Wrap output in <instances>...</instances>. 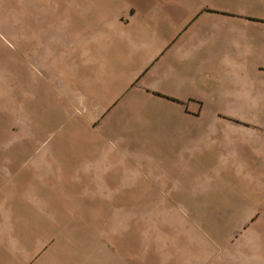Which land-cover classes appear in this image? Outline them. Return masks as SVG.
Instances as JSON below:
<instances>
[{"label": "crops", "instance_id": "crops-1", "mask_svg": "<svg viewBox=\"0 0 264 264\" xmlns=\"http://www.w3.org/2000/svg\"><path fill=\"white\" fill-rule=\"evenodd\" d=\"M36 6V30L22 13V134L52 151L58 174L164 182L152 211L166 216L150 222L147 254L139 233L125 254L99 220L107 193L78 221L58 177H39L36 190L11 177L14 209L0 213L16 216L4 221L0 264H264V0ZM34 44L45 57L30 114ZM111 210L125 213L123 203Z\"/></svg>", "mask_w": 264, "mask_h": 264}, {"label": "rangeland", "instance_id": "rangeland-1", "mask_svg": "<svg viewBox=\"0 0 264 264\" xmlns=\"http://www.w3.org/2000/svg\"><path fill=\"white\" fill-rule=\"evenodd\" d=\"M28 3L32 5L27 7ZM26 8H29V26L36 30L38 25L35 16L36 0H0V211L14 209L12 208L14 200L9 196L7 188L11 177H18L19 180L28 177L30 190H36L37 187L43 189V184L36 182L39 177H58L60 189L64 192L63 195H67L66 199L64 198L67 206L75 204L77 207L78 212L75 216L78 221L84 217V213L79 211L84 212L85 207L93 201H105L104 195L107 193L110 211L100 215L99 220L104 223L103 232L108 234L110 243L124 246L127 248L125 254H132L136 251L134 248L137 249L132 245L133 235L139 233L142 254H147L150 222L154 223L156 218L157 222H164L166 216L164 213L156 214L152 211L155 209L154 191L163 190L164 182H156L155 177H74L58 174L52 164V151L40 147L35 139L21 132L19 99L25 64L22 62L24 52L19 41L22 31L26 29V23L22 19V13ZM30 40L36 41L35 33L30 34ZM38 56L41 59L45 57L44 48L42 46L37 48L35 44L30 46L27 78L30 114L36 112ZM11 105L19 109L14 107L12 109ZM49 188L47 182V191ZM28 201L29 206H33L37 199L29 197ZM122 203L125 207L124 215L113 213L111 206ZM13 216L16 215L0 213V245L5 243V232L11 233V226H7V230L4 229V221L10 222ZM28 216L31 219L34 215ZM9 244L11 245L10 240ZM109 249L115 255L123 256L122 248L111 245ZM51 253L52 246H49L42 256L46 258Z\"/></svg>", "mask_w": 264, "mask_h": 264}]
</instances>
